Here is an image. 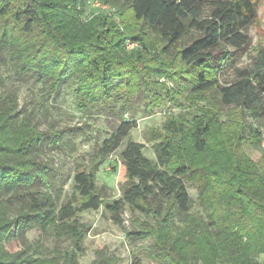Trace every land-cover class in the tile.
I'll use <instances>...</instances> for the list:
<instances>
[{"label": "trees", "instance_id": "trees-1", "mask_svg": "<svg viewBox=\"0 0 264 264\" xmlns=\"http://www.w3.org/2000/svg\"><path fill=\"white\" fill-rule=\"evenodd\" d=\"M124 3L157 48L135 35L143 50L127 53L113 22L85 20L78 0H0V264H80L89 227L77 215L101 207L119 227L125 207L140 216L123 234L148 243L150 264H264V150L257 164L240 153L260 143L250 123L264 120V50L247 67L235 65L257 0ZM137 65L154 77H140ZM227 71L231 79L221 82ZM19 84L39 87L44 99L70 90L77 112L113 120L111 133L74 159L71 173L60 172L48 156L75 154L78 139L90 136L78 126L38 129L18 105ZM144 100V116L164 104L180 109L144 134L154 161L129 138L134 118H122ZM115 153L120 196L109 199L95 176ZM70 179L74 204L62 199ZM187 182L200 214L190 213ZM50 238L67 245L50 249ZM118 263L105 247L91 262Z\"/></svg>", "mask_w": 264, "mask_h": 264}, {"label": "rangeland", "instance_id": "rangeland-1", "mask_svg": "<svg viewBox=\"0 0 264 264\" xmlns=\"http://www.w3.org/2000/svg\"><path fill=\"white\" fill-rule=\"evenodd\" d=\"M78 7L83 10V18L89 20L94 16H105L109 18L115 25V29L124 37V49L127 53L142 51L141 42L129 39L135 35L143 36L145 45L153 50L157 48V39L153 34H150L140 23L133 20L130 9L125 5L124 0H78ZM245 34L249 38V45L245 50L244 55L240 57L235 65L239 68L247 67L251 63V59L255 58L260 50H264V0H257L256 17L253 23L245 30ZM140 45H139V44ZM151 45V46H150ZM150 51V50H149ZM151 52V51H150ZM139 76L144 79L154 77L151 69L137 65ZM231 72L220 74V81L230 80ZM164 82V79H159ZM17 101L20 108H25L33 116L34 123L40 130H45L47 126L53 125L56 128L63 127H84L85 132L90 136L89 142L82 143L78 139L77 151L75 154L67 152H54L48 156L54 166L65 174H69L73 170L74 159L81 158L90 152L95 139L102 140L107 138L111 133L113 120L111 118L98 117L97 115L83 116L73 106V93L70 90L63 89L55 98L44 99L41 96L39 87L32 84H19ZM144 99V97H142ZM145 107V100L139 101L135 106V113L131 111L122 112L124 120L134 118L136 128L133 129L129 138L144 145V155L146 158L154 161L155 157L151 149V144L144 141V134L150 129H159L163 125L166 118L177 115L180 109L169 104L156 108L148 116L142 114ZM225 110L222 113L223 118ZM224 120V119H223ZM250 125L260 134V143L258 148L245 143L240 149V153L245 159L257 164L264 150V120L261 122H251ZM119 164L117 162V153L108 157L104 164L98 169L95 179L100 191L107 195L109 199H117L119 193ZM68 177V176H67ZM187 192L190 197V213L192 215L200 214L198 206L197 191L190 183H186ZM72 180L66 181L62 189V199L70 198L76 203L77 196ZM108 201V200H107ZM101 207L98 211H88L77 215V219L89 227V231L83 239V247L85 249L83 256L79 257L80 264H91L94 259V252L99 247H105L119 258L118 264H132L133 261L139 264H150L148 257L147 242H138L130 244L123 234V230H129L132 227V221L140 216L136 213H131L125 207L122 214V227L112 223L109 214L103 211ZM29 240L35 239V234H28ZM67 245L62 239H48L46 246L50 249L57 247L62 248ZM263 258L258 257L257 261L261 264Z\"/></svg>", "mask_w": 264, "mask_h": 264}]
</instances>
